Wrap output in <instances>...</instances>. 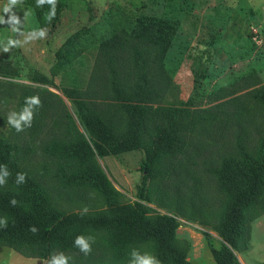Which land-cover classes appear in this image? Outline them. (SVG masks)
<instances>
[{
	"label": "rangeland",
	"instance_id": "rangeland-1",
	"mask_svg": "<svg viewBox=\"0 0 264 264\" xmlns=\"http://www.w3.org/2000/svg\"><path fill=\"white\" fill-rule=\"evenodd\" d=\"M27 1L20 0L12 8L20 20L15 26L18 31H13L8 23L0 24V58L9 61L15 71L12 78L0 81L28 87L33 95L46 99L50 111L42 116L33 112V127L16 133L8 124V116L18 109V90L7 106L0 102V135L14 134L17 142H23L28 149L25 162L36 169L43 165L52 168L43 148L63 138L70 124L68 118L80 133H85L71 102L63 95V88L70 86V70L55 68L57 50L78 37V54L71 68L79 87L84 89L99 44L116 30L128 29L141 16L166 19L176 25L173 42L160 67L152 72L159 92L153 107L209 110L218 118L198 125L194 133L187 135V149L163 163L168 167L163 175L145 168L146 153L141 148L97 157L96 162L120 193L121 203L142 202L149 207L150 215H166L177 221L175 236L187 261L215 264L212 251L225 246L219 221L226 197L205 169L233 153L235 120L250 129L261 119L262 111L251 96L264 85V0H64L58 20L47 28L39 26L35 10ZM7 3L8 0H0V17L5 21ZM38 29H45L47 36L33 39L32 32ZM10 39L17 41L18 46L5 52ZM34 73L52 84L35 82ZM95 102L105 107L116 104ZM252 137L256 142V136ZM61 187V198H56L54 207L65 215H92L108 210L103 199L89 187ZM248 227V248L235 252L237 264H264V213L251 220ZM90 232L95 240L91 253L85 256L77 249L70 255L86 257V264L110 258L111 254L98 243L107 234ZM131 248L155 256L150 244H134ZM0 264H46V260L26 258L1 247Z\"/></svg>",
	"mask_w": 264,
	"mask_h": 264
},
{
	"label": "trees",
	"instance_id": "trees-1",
	"mask_svg": "<svg viewBox=\"0 0 264 264\" xmlns=\"http://www.w3.org/2000/svg\"><path fill=\"white\" fill-rule=\"evenodd\" d=\"M27 2L35 10L41 28L53 26L64 9V0H57L55 18L49 22L50 5L37 7L36 0ZM175 34L173 22L148 16L138 17L128 29L116 30L99 44L92 74L84 89L79 87L71 68L78 54V37L57 50L55 68L70 70V86L63 88V95L71 102L85 133H80L68 118L70 124L63 138L43 148L52 168L43 165L38 169L25 162L28 149L23 142H17L14 134L0 135V165H7L10 172L5 178L6 184L0 185V218H7V227H0V248L8 247L26 258L46 260V264L60 253L71 257L68 264H86V257H73L69 252H77L78 248L74 247L77 236L93 238L90 231H98L107 234L98 243L111 256L98 258L93 264H124L134 244H150L153 254L164 264H194L186 260L178 246L177 221L166 215H150L149 207L142 202L121 203L120 193L96 162L97 157L141 148L146 153L145 168L155 175H163L168 172L163 163L187 149V135L194 133L198 125L218 118L209 110L153 107L159 92L152 72L160 67ZM14 74L11 63L0 58V78H12ZM33 80L52 84L39 73H34ZM18 90L21 101L16 113L27 107V97L35 95L28 87L0 81L3 106H7ZM38 97L41 106L33 112L42 116L50 110L46 99ZM251 97L262 111L261 119L250 129L235 120L233 153L205 169L226 197L219 221L225 246L212 251L215 264H237L235 252L248 248V223L264 213V85ZM96 100L116 104L105 107ZM33 125L32 118L31 126H24V131ZM252 135L256 136V142ZM17 173L27 174L25 183L15 184ZM71 184L95 191L108 210L92 215H65L58 211L54 203L56 198H61L59 188ZM13 198L18 202L16 206L9 203ZM33 226L36 233L29 231Z\"/></svg>",
	"mask_w": 264,
	"mask_h": 264
},
{
	"label": "clouds",
	"instance_id": "clouds-1",
	"mask_svg": "<svg viewBox=\"0 0 264 264\" xmlns=\"http://www.w3.org/2000/svg\"><path fill=\"white\" fill-rule=\"evenodd\" d=\"M20 3V0H8L7 6L4 8V12L8 14V20L5 21L0 17V24L8 23L13 26V31H18V28L15 27L19 25V17L12 13V8ZM56 3L57 0H36V6L41 7L44 4L50 5V10L47 13V19L51 22L55 18L56 14ZM229 7H235V5L229 4ZM47 36V31L45 29H38L32 32L33 39H43ZM18 46L17 41L9 40L7 46L4 47V51L7 52L9 48ZM25 104L27 107H24L20 113H10L8 116V124L15 128L17 132L23 131L24 126L30 127L31 121L33 118V109L41 106V101L38 96L27 97L25 99ZM10 176V172L7 168V165H0V185L6 184V177ZM26 173H17L15 184L20 185L26 182ZM12 206L17 205V201L13 198L9 202ZM87 211V209H85ZM0 227H7V218H0ZM29 231L36 233L37 229L33 226L29 228ZM94 242L91 236L85 237L83 235L77 236L74 240V247H77L80 252L85 256L89 255L92 251L91 243ZM71 257H66L63 253H60L58 256L51 257L49 264H68V260ZM128 264H161L160 260L148 253H141L138 249H132L130 252V258Z\"/></svg>",
	"mask_w": 264,
	"mask_h": 264
}]
</instances>
